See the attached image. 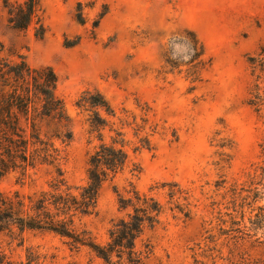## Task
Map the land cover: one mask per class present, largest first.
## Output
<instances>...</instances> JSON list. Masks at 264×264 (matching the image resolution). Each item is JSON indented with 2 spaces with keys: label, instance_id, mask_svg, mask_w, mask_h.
<instances>
[{
  "label": "rangeland",
  "instance_id": "374dc122",
  "mask_svg": "<svg viewBox=\"0 0 264 264\" xmlns=\"http://www.w3.org/2000/svg\"><path fill=\"white\" fill-rule=\"evenodd\" d=\"M79 3L84 23L77 21ZM38 14L40 21L17 31L0 0V57L21 54L30 65L55 71L56 93L73 121L64 165L70 182L84 181L91 148L86 113L75 106L82 90L96 88L116 110L137 112L136 101L146 102L157 123L151 148L131 152L141 172L125 170L105 183L97 212L84 219L97 240L104 241L111 221L122 216L118 193L133 183L166 207L161 223L142 236L152 252L141 264H264V220L256 208H264V109L257 113L248 104V57L264 45V0H40ZM184 29L196 34L211 58L193 91L183 73H160L167 50L171 59L188 61L185 45L175 43ZM219 144L228 154L220 168ZM13 182L4 178L0 188ZM166 183L180 188L173 203ZM254 190L259 198L251 205ZM176 204L189 211L187 218L169 209ZM30 246L54 254L53 264H102L52 233L27 232L22 243L0 234V250L15 262Z\"/></svg>",
  "mask_w": 264,
  "mask_h": 264
},
{
  "label": "trees",
  "instance_id": "16d2710c",
  "mask_svg": "<svg viewBox=\"0 0 264 264\" xmlns=\"http://www.w3.org/2000/svg\"><path fill=\"white\" fill-rule=\"evenodd\" d=\"M2 4L8 24L17 31H24L35 19H41L40 0H2ZM81 7L79 3L78 10ZM106 12L105 6L99 18ZM77 21L84 23L81 10ZM98 23L99 20L94 28ZM40 29H44L42 23ZM37 35L41 37L43 31ZM177 35L175 43L185 45L188 61L171 59L167 50L160 73H183L190 83L188 90L193 91L203 82V72L210 66L211 58L193 31L184 29ZM15 56V59L0 57V180L14 178L11 188H0V234L22 243L27 232H48L58 236L71 250L86 248L102 264H141L152 252L150 241H143L142 236L161 223L166 211L154 195L139 191L133 183L124 190L125 194L118 193V208L123 214L111 221L102 242L84 219L97 212L105 183L125 170L133 176L141 172L131 152L151 148V138L157 131L151 107L137 100V112L124 107L116 110L96 88L82 90L75 106L86 113V143L91 148L87 152L84 181L72 183L64 165L74 137L73 121L56 93L57 75L50 66H32L23 55ZM248 64L252 76L248 104L259 113L264 109V45L248 57ZM219 147L216 165L220 168L228 154L223 145ZM260 147L264 154V139ZM256 171L255 168L248 174L250 179ZM164 186L168 187L169 203H173L180 188L176 183ZM258 194L254 190L251 205L258 200ZM175 208L184 217L189 216V211L179 204L169 207ZM256 208L261 222L264 208ZM54 259V254L30 246L24 258L15 262L0 250V264H53Z\"/></svg>",
  "mask_w": 264,
  "mask_h": 264
}]
</instances>
